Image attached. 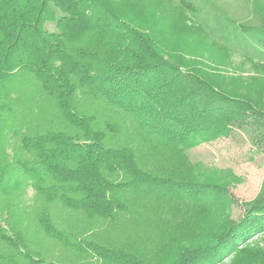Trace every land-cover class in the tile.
<instances>
[{
  "label": "trees",
  "instance_id": "obj_1",
  "mask_svg": "<svg viewBox=\"0 0 264 264\" xmlns=\"http://www.w3.org/2000/svg\"><path fill=\"white\" fill-rule=\"evenodd\" d=\"M251 10L217 23L235 65L185 1L0 0V264H264V177L233 221L235 176L185 155L264 146Z\"/></svg>",
  "mask_w": 264,
  "mask_h": 264
},
{
  "label": "rangeland",
  "instance_id": "obj_2",
  "mask_svg": "<svg viewBox=\"0 0 264 264\" xmlns=\"http://www.w3.org/2000/svg\"><path fill=\"white\" fill-rule=\"evenodd\" d=\"M193 5L196 14L193 20L200 23L217 42L229 45L233 49V61L240 65L243 61L242 53L231 43L224 39L226 33L219 31L217 23L222 24L223 17L229 18L236 23H259L255 13L251 10V0H181ZM193 15V14H192ZM231 31V26H227ZM46 28L54 31L53 24H47ZM253 56V54H251ZM253 59L261 62L257 56ZM244 68L249 69V64ZM252 134L247 129L235 130L230 136L220 138L217 141L202 144L194 149L186 150L185 155L191 163H202L208 168L222 171L229 170L235 176L234 182L227 185L235 203L227 211L228 217L233 221L241 218L243 207L257 195L264 177V146L260 148L253 143ZM31 191L28 192V196ZM264 231L255 233L247 240L262 243ZM229 257L224 258L217 264H228Z\"/></svg>",
  "mask_w": 264,
  "mask_h": 264
}]
</instances>
